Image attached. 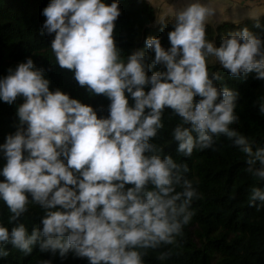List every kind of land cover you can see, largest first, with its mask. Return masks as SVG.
<instances>
[{
    "label": "clouds",
    "instance_id": "9594fccd",
    "mask_svg": "<svg viewBox=\"0 0 264 264\" xmlns=\"http://www.w3.org/2000/svg\"><path fill=\"white\" fill-rule=\"evenodd\" d=\"M216 13L212 0H190L176 10L170 47L160 37L145 39L154 53L148 63L143 49L123 57L117 47L119 0H50L42 10V34H54L56 63L73 70L92 94H103L108 115L50 90L45 69L31 57L0 78V101L24 98L16 113L19 127L0 143L6 160L0 202L7 210L6 220L0 219V257L9 255V245L26 255L38 245L61 257L72 251L89 264H145L149 250L177 245L198 192L185 175L187 165L161 155L153 142L165 127L166 108L179 118L171 129L179 154L190 157L224 134L247 154L248 170L264 179V148L253 152L230 127L238 119L239 93L219 87L222 77L210 69L218 64L233 77L254 71L264 80V39L244 27L216 46L206 38ZM157 65L164 70L149 75ZM258 107L264 114V95ZM257 161L260 167H251ZM251 199L264 202V191L253 189ZM30 205L44 211L41 226L31 231L19 222Z\"/></svg>",
    "mask_w": 264,
    "mask_h": 264
},
{
    "label": "trees",
    "instance_id": "16d2710c",
    "mask_svg": "<svg viewBox=\"0 0 264 264\" xmlns=\"http://www.w3.org/2000/svg\"><path fill=\"white\" fill-rule=\"evenodd\" d=\"M50 0H0V78L9 74V69L31 57L36 67L45 69L49 88L69 94L84 104L93 106L98 116L108 115L110 101L103 95H94L74 79L73 70L60 67L50 48L54 34H42L46 19L42 10ZM112 0H107L111 3ZM120 15L115 21L113 36L121 55L143 49L148 63L154 56L145 47L147 37H160L164 48L170 47L168 33L173 30L172 16L159 17L156 8L148 0H119ZM162 20V21H161ZM247 27L253 34L264 39V14L237 22L225 21L217 25L209 23L206 38L219 46L221 39L229 33ZM222 79L216 81L219 87H228L239 93L236 114L237 121L230 125L238 134L247 138L253 152L264 148V114L258 107V98L264 95V80L256 78L253 71L246 76L233 77L218 64L211 66ZM157 65L149 71H163ZM147 90V88H146ZM197 100L199 97L196 98ZM24 102L18 96L13 104L0 101V143L19 127L17 108ZM132 101L130 100V103ZM165 127L158 130L154 143L161 149V155H171L177 162L186 164L185 173L198 192L191 205L193 216L178 237V244L149 250L145 264H264V202L252 201L253 189L264 191V179L254 176L248 169L249 157L240 146L224 134L214 137L213 144L205 149H196L190 157L177 152L178 142L171 138L172 127L179 118L165 109L162 116ZM6 160L0 155V168ZM251 167L259 168V162ZM4 177L0 176V180ZM44 211L30 205L19 222L25 223L29 231L40 227ZM7 217V210L0 202V219ZM14 226V225H10ZM9 255L0 257V264H89L86 257H78L69 251L64 257L59 252H42L34 246L30 254H24L7 246ZM171 252L161 261L157 257L162 251Z\"/></svg>",
    "mask_w": 264,
    "mask_h": 264
},
{
    "label": "crops",
    "instance_id": "0c3cea01",
    "mask_svg": "<svg viewBox=\"0 0 264 264\" xmlns=\"http://www.w3.org/2000/svg\"><path fill=\"white\" fill-rule=\"evenodd\" d=\"M148 1L154 5L160 17L165 14L174 17L176 10L185 7L190 2V0H170L169 3L165 2L166 0ZM262 4L264 0H212V6L217 9V13L210 23L217 25L225 21L237 22L246 18L258 17L264 14Z\"/></svg>",
    "mask_w": 264,
    "mask_h": 264
},
{
    "label": "rangeland",
    "instance_id": "374dc122",
    "mask_svg": "<svg viewBox=\"0 0 264 264\" xmlns=\"http://www.w3.org/2000/svg\"><path fill=\"white\" fill-rule=\"evenodd\" d=\"M165 2L169 3V2H170V0H166ZM172 2H174V1H172ZM172 4H173V3H172ZM263 6H264V4H262V7H263ZM261 15H263V14H261ZM261 15H260V16H261ZM165 16H167V14H165V15H164V16H162V17H160V16H159V17L162 19V18H163V17H165Z\"/></svg>",
    "mask_w": 264,
    "mask_h": 264
}]
</instances>
